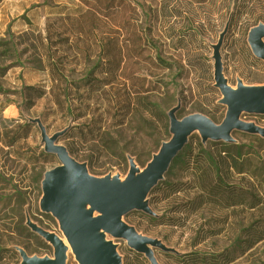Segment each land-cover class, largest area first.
I'll return each instance as SVG.
<instances>
[{"label":"rangeland","instance_id":"obj_1","mask_svg":"<svg viewBox=\"0 0 264 264\" xmlns=\"http://www.w3.org/2000/svg\"><path fill=\"white\" fill-rule=\"evenodd\" d=\"M125 1L131 12L129 9L126 11L130 27L123 31V39H127V44L132 48L136 34L143 39L148 36L153 41L151 53L160 56L169 67L155 64L147 59V54L139 58L135 54L130 58L127 55L128 81L120 77L113 86L118 89L126 81L129 88L140 93L143 85L152 83L156 88V92L150 96V101L156 104L153 113L144 112L142 106L137 108L136 100H133V109L119 114L123 97L118 102L109 103L103 96L89 94L82 82L86 64L74 59L76 46L72 42L64 46L61 55L66 67L67 84L74 93L71 96L74 98V112L60 111L50 95L29 109L20 96L22 87L46 86L50 90L52 86L49 69L45 68L42 60V42L36 36L41 34L44 37L46 27L51 23L59 31H65L59 20L73 15L83 4L80 0H0V67H9L6 76L0 79V234L22 240L32 250L44 252L43 257L52 259L54 248L31 231L27 226L28 220L63 239L65 236L58 221L40 208L42 189L41 185L39 188L36 184V173L47 172L60 163L54 156L43 170L40 169L41 165H35L31 156L44 151V146L41 130L34 122L40 121L47 134L53 136L77 123L102 115L113 142L131 154L127 155L126 162L115 153L99 155L92 163L95 171L89 172L96 178L117 177L123 182L130 170V159L142 171L143 165L170 138L169 128V134H166V128L170 125L168 114L174 108H179L178 119L202 114L217 125L222 123L227 109L219 104L222 95L215 87L213 47L218 44L231 17L232 22L220 50L224 76L232 88H236L239 81L248 86L264 85V62L253 55L248 43L250 30L264 24V0ZM64 24L68 26L66 22ZM111 26L116 29L118 25L112 22ZM78 46L83 48V43ZM135 62H139L138 67ZM6 104L9 106L4 110ZM79 116V121L74 123V118ZM121 120H125L124 127H116ZM241 120L264 128V115L243 113ZM26 123L33 126L29 137L18 142L13 149L6 147L5 142L9 144L10 140L5 136H12L17 126ZM197 137L200 138L197 132L190 137L194 144ZM233 138L237 144H251V148L258 152L259 157L254 156L253 166L259 165L258 158L264 161V143L255 141L251 134L241 131H234ZM58 143L66 146L67 140L60 138ZM81 149L78 146L77 150L83 153ZM85 164L88 166V162ZM167 174L164 181L169 179L178 184L183 192L172 203L166 200L165 193L160 194L157 205H151V197H148L151 209L159 217H168V210L173 204L179 211L189 210L185 202L197 194L189 189L191 180L185 168L177 167ZM239 178L243 185L257 186L249 176ZM144 214L133 211L124 221L140 234L160 241L177 254L155 249L159 264H185L182 256L190 252L225 251L236 256L232 264H264L263 245L243 256L238 249L232 248L241 237L242 230L256 220V213L240 208L223 211L209 205L189 217L186 223L182 220L178 222L177 227L168 226L167 223L155 226L144 218ZM23 221L22 230L19 225ZM106 239L117 246L122 264H150L145 255L131 249L125 240L110 235H106ZM16 262L20 264L21 257L9 261V264ZM66 264H79L72 250L67 252Z\"/></svg>","mask_w":264,"mask_h":264},{"label":"trees","instance_id":"obj_2","mask_svg":"<svg viewBox=\"0 0 264 264\" xmlns=\"http://www.w3.org/2000/svg\"><path fill=\"white\" fill-rule=\"evenodd\" d=\"M80 1L83 7L78 8L73 15H68L59 20L62 23L61 27L66 28L65 31H59V28H55V24L51 23L47 25L44 37L41 34L36 36L42 42L44 56L42 60L45 63V68L49 69L52 86L50 90H47L46 86L22 87L20 96L23 101L30 109L34 107L37 101L50 95L60 111H66L69 114L74 112L75 108L72 102L74 98H71L74 93L70 89V85L67 84L66 67L61 55L64 46L72 42L76 46L74 59L82 60L86 64L82 82L84 81V86L89 94L96 93L95 95L103 96L109 103L118 102L123 97L124 103L119 107V114L126 109L128 111L130 108L133 109V100H136L137 108L142 106L144 112L153 113L156 104L150 101V96L156 92V88L152 83L147 82L148 84L143 85L140 93L129 88L126 81L121 83V87L118 89H115L113 85L120 77H124L128 81L126 77L127 55L130 58L132 54H135L139 58L141 55L147 54V59L154 61L161 67L168 68L169 64L164 62L160 56H154L151 53L154 49L153 41L148 36L143 39L142 36L136 34L132 48L127 44V39H123V31L130 27L126 11L129 9L131 12V8L125 0ZM64 21L68 26H65ZM112 22L117 23L116 29L111 26ZM231 22L232 17L230 24ZM79 43H83V48L78 46ZM134 64L136 67L139 66V62ZM8 71V66L0 67V79L4 78ZM77 89L79 90L80 87L78 86ZM114 90L116 91L114 92ZM8 106L6 104L4 110ZM80 118L81 116L74 118V123ZM124 125L125 120H121L116 127L122 128ZM32 127L30 123L17 126L12 136H5L7 140H10V143L5 142L4 145L13 149L18 142L29 137ZM169 127L166 128V134H169ZM61 138L67 140L65 147L73 158L81 163L88 162L90 172L95 171L92 163L99 155L106 156V154L115 153L122 156L123 161L126 162L127 155L131 154L126 153L117 143L113 142L102 115L69 127ZM251 138L264 143V138L258 135H251ZM249 145L214 141L205 144L202 143L201 137H197L196 144H194L191 138L173 160L167 174L168 176L177 167L185 168L188 171L187 177L191 180L189 189L197 192L193 199L185 202L189 210L179 211L173 204L168 210V217H159L153 211L154 215L144 214V218L155 226L167 223L168 226L177 227L178 222L182 220L183 223H186L189 217L194 216L209 205L223 211H234L240 208L247 212L256 213L258 217L250 226L242 230L241 237L232 248L238 249L240 255L243 256L257 246H264V161L262 158H258L259 165L253 166L254 156L259 157V154L251 148V144ZM78 146L83 149V153L77 150ZM54 156L41 151L38 154H32L31 158L35 161V165H41L40 169L43 170L45 165L53 161ZM152 157L143 165V168L146 167ZM45 172L38 171L36 173V184L39 188ZM245 176L256 181L257 186L241 184L239 177ZM181 192L183 189H180L178 184L169 179L163 180L149 195L151 205L158 204L161 193H165L166 200L172 203ZM179 215L185 216L181 219ZM128 216L129 214L125 218ZM24 224L25 221L20 223L19 228L23 230ZM18 248L24 250L29 256H44V252L32 250L22 240L8 238V235L0 234V264H9V261L19 258ZM167 253L177 255L173 252ZM182 259L185 260V264H232L236 260V256L228 251L218 253L190 252L182 256ZM16 264L19 263L16 262Z\"/></svg>","mask_w":264,"mask_h":264},{"label":"water","instance_id":"obj_3","mask_svg":"<svg viewBox=\"0 0 264 264\" xmlns=\"http://www.w3.org/2000/svg\"><path fill=\"white\" fill-rule=\"evenodd\" d=\"M229 25L230 21L213 47L215 87L222 95L219 103L227 109L222 123L217 125L202 114L178 119L179 108H174L168 114L171 138L161 145L142 171L130 159V170L123 182L117 177L91 175L87 164L73 158L67 148L58 143L66 129L49 136L40 121L34 122L41 130L44 151L55 155L60 163L43 176L40 208L58 221L79 264H122L117 246L107 241L106 235L125 240L131 249L145 255L150 264H159L155 249L175 252L160 241L140 234L124 219L133 211L155 214L148 197L165 179L173 160L190 137L197 132L205 144L209 141L235 143L234 131L264 138L263 127L241 120L243 113L264 115V85L248 86L239 81L237 87L232 88L224 76L220 50ZM248 43L253 55L264 62V24L250 30ZM27 226L53 246L54 257L29 256L18 248L21 264H66L68 248L61 237L30 220Z\"/></svg>","mask_w":264,"mask_h":264},{"label":"bare ground","instance_id":"obj_4","mask_svg":"<svg viewBox=\"0 0 264 264\" xmlns=\"http://www.w3.org/2000/svg\"><path fill=\"white\" fill-rule=\"evenodd\" d=\"M63 239V238H62ZM63 242L65 244V246L68 248V253L71 251V247L69 246V244L67 243L66 239H63Z\"/></svg>","mask_w":264,"mask_h":264}]
</instances>
